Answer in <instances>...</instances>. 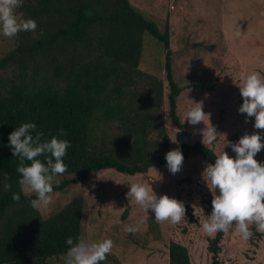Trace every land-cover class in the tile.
<instances>
[{
  "label": "trees",
  "instance_id": "trees-1",
  "mask_svg": "<svg viewBox=\"0 0 264 264\" xmlns=\"http://www.w3.org/2000/svg\"><path fill=\"white\" fill-rule=\"evenodd\" d=\"M17 13L33 18L35 31L19 32L17 45L0 59V188L8 173L10 191L0 190V264L43 263L64 255L66 239L81 237L85 197L75 194L45 217L17 183L19 159L8 145L9 133L23 122L48 139L64 129L70 147L67 170L53 191L79 184L104 169L134 175L167 167L172 149L165 121L164 82L140 69L148 33L166 50L167 115L183 163L202 156L214 163L216 151L201 140H187L178 110L183 90L174 78L169 26L164 30L130 0H24ZM20 192V200L12 192ZM225 232L209 238L212 259L222 264ZM169 264H192L188 248L172 240Z\"/></svg>",
  "mask_w": 264,
  "mask_h": 264
},
{
  "label": "rangeland",
  "instance_id": "rangeland-1",
  "mask_svg": "<svg viewBox=\"0 0 264 264\" xmlns=\"http://www.w3.org/2000/svg\"><path fill=\"white\" fill-rule=\"evenodd\" d=\"M130 1L161 30L169 26L173 75L183 88L179 113L184 120L195 101L203 102L204 111L210 114V122L219 132L211 144L217 154L225 144L237 142L246 132L264 131L253 127L254 117L246 121V114L238 111L243 98L237 85L242 72L256 70L264 74V0ZM18 36L19 33L14 37L0 34V59L17 45ZM165 65L163 44L146 33L139 67L164 82L165 121L174 149L180 145L175 139L177 129L167 115L169 89ZM184 123L188 142L201 140L199 129L204 123L190 125L187 120ZM224 150L235 155L230 144ZM256 159L264 161V148ZM207 164L202 156L194 155L175 174L162 166L134 175L104 169L63 191H53L52 203L39 210L47 217L75 194H83L81 237L89 240L109 237L114 242L112 251L100 264H169L172 240L188 248L192 264H208L212 259L209 238L215 234L210 236L201 227L212 210V193L202 177ZM137 181L151 185L157 195L168 194L182 200L185 218L177 224L156 222L151 210L146 213L125 195L129 183ZM142 217L145 220L138 231L124 230L125 225H135ZM253 231V237L246 241L240 238L235 226L225 232L219 254L222 264H264V232H256L254 227ZM37 264H64V255Z\"/></svg>",
  "mask_w": 264,
  "mask_h": 264
},
{
  "label": "clouds",
  "instance_id": "clouds-1",
  "mask_svg": "<svg viewBox=\"0 0 264 264\" xmlns=\"http://www.w3.org/2000/svg\"><path fill=\"white\" fill-rule=\"evenodd\" d=\"M24 0H0V34L14 37L19 32L35 31V19L22 18L17 9ZM239 91L243 98L238 111L246 114L245 120L254 117L253 127L264 130V74L260 71L242 72L239 77ZM210 114L203 109L202 101H195L188 109L183 120L190 125L204 123L199 129L204 145L216 141L218 131L210 122ZM207 120V123H206ZM35 122H23L9 133L8 145L14 157L19 159L16 171L22 192L35 193L31 201L34 208L48 207L52 203V193L61 181L59 176L67 170L64 157L70 147L64 129L48 139H42L43 132L35 131ZM230 144L234 156L224 150ZM216 155L214 163H209L202 171V177L212 193V210L203 221L204 233L214 235L227 232L235 226L242 240L253 237L254 231L264 232V161H258L256 154L264 148V131L245 133L237 142H229ZM166 165L173 174L180 171L184 156L180 147L165 153ZM2 191H10L12 184L8 173L3 174ZM129 183V182H128ZM130 200L142 206L148 213H154L156 222L177 224L185 218V204L182 200L168 194L157 195L151 185L142 182L129 183L125 194ZM12 199L19 201L20 192H12ZM145 217L135 225H125L126 232L135 233ZM68 245L64 254V264H100L112 251L114 242L105 237L89 240L84 237H67Z\"/></svg>",
  "mask_w": 264,
  "mask_h": 264
}]
</instances>
